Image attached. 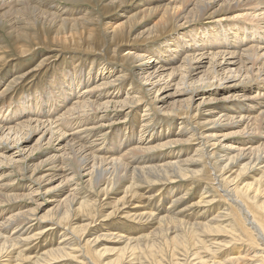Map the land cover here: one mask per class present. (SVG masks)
Listing matches in <instances>:
<instances>
[{
    "label": "bare ground",
    "instance_id": "obj_1",
    "mask_svg": "<svg viewBox=\"0 0 264 264\" xmlns=\"http://www.w3.org/2000/svg\"><path fill=\"white\" fill-rule=\"evenodd\" d=\"M24 1L26 6L24 10H26L25 12L27 13H24V15H26L21 19L30 23V25H33L32 18L42 17L49 20L51 23L47 26L49 34H41V37H39V33L35 34L38 35L39 40L46 47L55 45L56 47L59 46L62 51L63 49L97 51L103 44L107 43L110 49L109 55L114 58L116 48L120 44H123V42L127 43L136 40L142 43H147L160 36H166L161 44H156L158 50L151 51V55L154 57L150 62L148 60L150 58L147 59L148 56L145 55L147 52L146 49H143L142 52H128L127 54L121 55L120 58L122 64H125L127 61L132 63L136 59L140 61L144 60L142 62L143 64L139 65L138 69L134 72L137 78L147 85L145 91L151 95L153 94L152 97H149L151 102H149L150 105L152 106V102H154L153 105L160 111L166 110V106L164 105L165 98H162L164 96L159 97L158 94L161 90L167 87L169 84L168 81L172 82L177 79L174 82V93L177 94V97L176 99L174 98L172 102L173 111H176L177 116H179L178 119L184 118V120H181V122L178 123L179 127H176L165 135L169 140L166 141L163 146L166 144L172 145L173 143L180 141L182 137L187 136L188 133L184 129H181L183 127L186 129L188 121H190V125H193L196 128L197 124L199 126V110L203 109L202 107L207 101L202 96V92L198 90V87L202 88L203 84L209 79H212L213 81L216 80V82L212 83H225L226 86L223 84L225 87L218 89V92H220L219 96L221 98L227 100V107L223 109L219 108L218 110L214 109L215 111L206 109L208 112L206 125H210V128L212 129H210L209 132L201 130L198 136L201 137L202 141L205 140L209 146L213 147L214 144L217 142L221 143V139L231 134V132L224 131L233 128V126L241 127V132H246V135H254L250 139L244 138L245 140H243V146L241 147L233 149L231 146L233 144H230V148L224 150L223 153L218 156V160L215 162L213 161V164L209 162V168L213 169L215 176H217L216 178H220L219 182L224 189L219 188L221 185H218L216 186L218 189L217 191H219V193L220 191H223L222 195L226 197L233 206L232 211L236 215L238 226L242 227L245 232L243 236L246 234L245 238L248 236V240H250V237L253 238L252 229L256 230L257 233H255L264 238V76L258 80L260 72L264 71V46H262L264 44V0H223L218 3V5L215 4L218 0H160L148 1V3L142 4L141 6L138 4L140 2H137L136 7L139 6V10L135 9L136 11L133 13L131 12L130 14H126L125 11H122L121 14L122 16L124 15L123 17H125V19L119 20V22L114 25H112V23L110 29H106L104 36H102L101 33H98V31L88 27V24H90L89 22L96 19L89 16L88 13L71 12L69 16L63 17L61 13H64V11L60 12V10L53 9V7H51V9L49 8V10H45L39 7L42 5L32 6L29 4L30 0ZM66 1H86L90 3V0ZM126 1L127 0H116L114 5L119 8L122 7V4ZM16 7L15 0H0V23H4L3 26L10 33L16 31V28H14V24H16L15 21H22L18 20L20 19L18 18L20 16L18 14L20 13L21 7L19 9ZM103 8L108 10V5L104 4ZM231 10H235V15H233V17L243 16L246 20L252 22L257 21L258 23L255 25V29H252L251 31L249 30L250 27L231 29L229 24L237 25L240 22L223 24L220 20H217V22L214 23V29L211 31H208L209 28L203 29L189 25L192 24L191 22L201 19L204 14H207L208 18H213L217 13L221 14V12H224V15H228V11ZM155 15H157V19L152 25H150L151 27L147 31V35H135L134 39H132V33L135 31V26L137 28V25L140 24L139 22H141V20ZM175 19L178 22L177 25ZM41 27L42 26L39 28ZM39 28L38 31H40ZM256 32L257 35L254 34ZM68 33L70 34L69 38L66 37ZM35 34H31V32L25 33L24 31L22 37L25 39L28 38L27 40L33 39L35 41ZM78 36H82L83 39ZM14 42V47L20 56L30 51V49L26 50L28 46L25 44V48V45L20 42L18 36L14 37ZM35 44L38 46L41 43L35 41ZM111 45L113 46V49H111ZM205 57H208V65L206 69L202 71L199 78L195 79V75L193 74H195V70L200 68L199 65ZM46 59L47 58L41 61L39 60L40 62L37 66L44 65L43 63ZM196 59L199 61H196ZM195 62L198 63L196 64ZM59 65H61V63ZM77 66L78 64L70 68L68 71L58 70L57 74H55V72L51 73L50 78L48 79V90H38L37 87H35L32 93L29 92L30 94H28L25 99L22 98L19 100L12 108L10 106L11 103H7L6 101L8 97H4L5 87L2 89V92H0V104L4 106L7 104L4 107V110L8 109L7 111L10 112L7 115H12L9 118H7L8 116H4V118L2 117V125H0V145L2 142L9 143V140L13 142L12 144L18 143L19 141L21 142L24 137V140H31L35 133L40 134L36 138L35 144L29 148L28 154L22 156V159L20 158V151L19 153L13 150L6 151L9 152L8 155L6 152L1 151L0 166L2 164H10L24 170L25 166L21 167V161L26 163L28 160L29 163H32L31 165L28 164V171H30L29 178L35 180L38 189H27L28 192L23 195L27 199H33V193L38 192L43 188L41 187V184L44 181H50L53 177L58 175V185L56 187L45 188L44 190V194H46L52 190L51 188L55 187V189H57L55 195L57 198L54 202V205L56 206L55 211L50 209V211H48L46 215H42V217L58 216L59 222L65 225L70 222L73 216L80 218V214L82 213H84L87 218L93 217L94 204L84 200L79 201L75 196L74 187L77 186L78 178H80L81 181L85 177V180H83L85 186H88V188L92 190H99L102 195L107 197L106 199L108 203L111 204L112 210L105 217H111L119 213L128 214L132 211L128 210L129 206H126V204H132V200L141 195L136 193V188L139 187L141 183H146L150 186L157 181H171L177 175L179 177H184L186 174L192 172L189 166L192 162V159H190L191 157L185 160L174 159V157H163L159 160L156 158L157 161L147 159L134 162L124 161L123 153L125 151H132L137 154L138 152L143 153L144 149H147V145L154 139L153 133L145 137L138 133V135H135L134 139H132L131 135L134 134V131L126 132L127 128L124 127L123 129L110 134V143L107 144L106 147L103 148L99 145L98 148H95L94 143L99 139L96 138L102 130L96 129V125H88H94L98 122V110L101 108H108L111 104L116 106V108H118L117 106L124 107L128 104H133L134 101H140L145 98V96L139 93L138 96H130L128 94L123 98H120L121 95L117 96L118 93H116L110 94L109 96L107 95V100L98 103L101 96H94L93 90L101 85H107L111 83V81L114 82L119 78L123 79L127 73L125 71L117 72V76L111 79L104 77L105 74L102 72L95 74L88 70L84 74V72L80 71ZM15 71H19L20 74L23 73V71L16 68L14 70L13 68V75ZM197 73L198 71H196V74ZM252 78L256 79V82L258 80L260 86L247 87L241 83L245 80L246 82H252ZM10 79L11 77L9 80ZM12 79H14V77H12ZM227 82H229L228 85L226 84ZM93 97L94 99H92ZM155 100H158L160 106L157 107V102L155 103ZM59 106L62 107L64 111H62L63 114L61 113V115L57 117L59 127L58 130H55L54 123L50 122V119L47 121V119L57 113ZM104 110L102 111L101 109L103 113ZM90 111L96 113L95 118H90L92 120H89V116H87V113L89 114ZM14 114H17V116L14 117ZM71 121L75 123L73 124ZM57 122H55V125ZM192 122H194V124H192ZM5 125L8 126L5 127ZM180 125L184 126L182 127ZM202 126L204 127L203 123ZM167 130L168 127H166L165 132ZM191 130L194 131V129ZM68 131H71L70 138H68V135L66 134ZM218 132L219 134H216ZM106 135L107 133H102L103 140L101 145H103ZM189 136L194 137L195 134L192 132ZM190 139H192V137ZM215 140L216 142H214ZM228 143L229 142L227 141L223 142L224 146H227ZM161 145L162 144L159 143L158 145L156 144L155 147ZM205 145L203 144L202 147L199 148L198 156H205L204 158L208 159V152ZM45 146H52V148H49V151H46L42 157H38H44L42 160L32 159L33 157L29 160L33 152L37 150L42 152L41 149L42 147L45 148ZM153 147L151 146V148L149 147L147 150L150 151ZM22 151L24 150L22 149ZM194 152L197 154L196 151ZM193 154L194 153H192V155ZM211 156H214V150L211 151ZM44 163L45 165H43ZM44 166L49 167L48 169L42 170ZM51 170L52 175L49 177V175L47 176V172H51ZM53 173L55 174L53 175ZM171 191L172 188L169 192ZM0 192L3 193V191ZM6 194L7 195H0V201L2 199L6 201L13 198L16 199L19 196H22L15 192ZM109 194L115 195L109 197ZM199 196V198L203 197L202 195ZM167 199L166 202L172 204L171 207H164L162 210H160L158 206L156 209L152 208L156 212L154 216L152 213H140V211L137 215H134L138 217V221H147L153 218L155 225H157L153 231L149 232L148 230H141L142 233L140 231L137 236L130 234L131 230H128L125 236L124 234L121 236L120 232L114 235L102 234V238L98 236L95 240L97 241L98 238L104 240V246H102L100 250L96 249L97 254L91 252L96 264L121 263L126 255H133L134 253H137V250L154 256L157 252L155 249L158 248L162 242L171 248L176 245L187 246L190 242L193 243L196 240L197 234L201 229H206L209 232L220 231L219 228H221V226L219 225V227L218 224L213 225V222L211 221L212 218L209 220H200L201 217L198 216L200 219L194 217V219L191 220V217L189 218L187 216V220H185L184 216L182 217L181 212L176 210V202L174 200L170 202L169 198ZM201 200L203 201L204 199L197 200L198 203ZM180 214L181 217L178 216ZM216 214L218 213L216 212ZM219 218H221V215ZM16 220V215L12 214L0 223V253H7L4 251H9V244L12 245L14 237H17L22 233L21 231V233L18 234L15 230L16 227L12 228L15 226L14 224H17L18 222L20 223V221L23 222L22 218L21 220L19 218L18 222H16ZM74 222L72 230L82 232L84 230V225H78L76 221ZM187 222H189V224ZM76 223L78 226L75 225ZM135 225V223L131 222L128 226L135 229ZM11 228L16 231V233L13 231L8 233ZM21 228L23 229V227ZM222 228L224 229L223 226ZM23 233L25 232L23 231ZM241 237H239V239ZM19 238L20 236H18L17 239ZM157 238H162V242H157ZM258 243L260 244V242ZM248 244L250 245V242H248L247 245ZM17 245H19V243ZM55 245L58 246V244ZM60 245L61 244H59V246ZM253 246L257 247L255 244ZM260 248L261 254L258 259L254 256L253 259L256 260H251V258L246 256L247 259H250V262L254 261L252 264H264V251L262 247ZM15 251L16 250L14 249V252ZM110 251L113 252V256L110 257L111 261L104 263L100 260V257L106 254L105 252L112 253ZM253 252L255 253L254 250ZM256 252L258 253L259 250ZM47 253L48 256H55L58 254V250L53 249L52 246V248L48 249ZM21 255H19V258H21ZM24 255L25 254L22 256ZM40 255H42V253ZM242 256H245V254ZM234 257L227 258L226 264H243L245 261L244 260L240 263V260L236 257V259H234ZM8 260L9 258H7V261ZM218 261L220 262V260ZM218 263L216 262V264Z\"/></svg>",
    "mask_w": 264,
    "mask_h": 264
},
{
    "label": "rangeland",
    "instance_id": "obj_2",
    "mask_svg": "<svg viewBox=\"0 0 264 264\" xmlns=\"http://www.w3.org/2000/svg\"><path fill=\"white\" fill-rule=\"evenodd\" d=\"M101 1L90 0V3H88L86 1H76L75 2V1H66V0H30L29 4L32 6L42 5L39 7L45 10L46 9L49 10V8L51 9V7H53V9H58V11L60 10V12L64 11V13H61L63 17L69 16L71 12L72 13H88L89 16L96 18L94 21L89 22L90 24H88V27L98 31V33H101L102 36H104L106 33V29H110V25L112 23H113L112 25H114L117 22H119V20L125 19V17H123L124 15L122 16L121 14L122 11H125L126 14H130L131 12L133 13L134 11H136L135 9L139 10L138 7L141 6L142 4L148 3V1H160V0H141V1L127 0L124 4H122V7H119V8H117L114 5L116 0H101ZM222 1L223 0H218V2L215 4L218 5V3ZM137 2H140L138 3L140 4L138 7H136ZM15 3L17 6L16 8L19 9L21 7L20 13L18 14L20 15L18 18L20 19L18 20H22L21 18L26 15V14L24 15V13H27L25 12L26 10H24V8L26 7L24 4L25 1L15 0ZM104 4L108 5V10L103 8ZM234 13H235V10L228 11V15H224L225 13L221 12V14H218V13L216 14V16L218 17L214 16L213 18H208V15L204 14L201 19H197L191 22L192 24H189V25L196 26L197 28H203V29L209 28L208 31H211L214 29V23H216L217 20H220V22H222L223 24L240 22L237 25L229 24L231 29L239 28V27H244V28L250 27L249 28L250 31L252 29H255V25H257L258 23L257 21L252 22L250 20H246L244 19L243 16L233 17V15H235ZM156 19H157V15L141 20V22H139L140 24L137 25V28L135 26V31L132 33V39H134L135 35H138V36L145 35V34L147 35V31L151 27L150 25H152L156 21ZM31 20H32L33 25H30V23L23 21V20L15 21L16 24H14V28H16V31L13 32L14 35L13 33H10L8 30L5 29V27L3 26L4 23H0V92H2V89L5 87L4 97L10 98V99L7 98L8 100L6 99V101L7 103H11L10 104L11 108L15 104H17L19 100H21L22 98L25 99V97L28 94L32 93L35 87H37L38 90H48L47 89L49 86L48 79L50 78L51 73L55 72V74H57L58 70L68 71L70 68H72L76 64H78L77 68L80 71H83L84 74L88 70L91 73L94 72L95 74L102 72L105 74L104 77L111 78V79L117 76V72L125 71L127 75L123 79L119 78L115 80L114 82L111 81L112 84L109 83L107 85H101L100 87H97L96 89L93 90L94 96L95 95L101 96V98L98 100V103H102L104 100H107L106 99L107 95L109 96L110 94H116V93H118L117 96L121 95L120 98H123L125 95H128V94L130 96L131 95L138 96L139 93L143 94L145 98L141 99L142 101L141 100L134 101L133 104H128L124 107L117 106L118 108H116V106H113L111 104L108 108H101L102 111L105 109L104 113L101 111V109H99L98 114H97L98 122L95 123L94 125H91V124L88 125V126L96 125L95 126L96 129L102 130V132H100L98 137L96 138V139L99 138L98 140H96V143L98 145L94 143L95 148H98L99 145L102 146L103 148L106 147V145L110 143V140H109L110 134L120 129H123L124 127L127 128L126 132L134 131V134L131 135L132 139H134V136L135 135L137 136L138 133H140L144 137L149 136L153 133L154 139L149 143L150 145L149 144L147 145L148 146L147 149H149V147L151 148V146L153 147V145L155 147V145L156 144L158 145L159 143L162 144L161 146H157L155 148L153 147L152 149H150V151L147 149L146 150L144 149L143 153L138 152V154L133 153L132 151H125L123 153L124 161L134 162V161L146 160V159L157 161L163 157L164 158L174 157V159L185 160L191 157L190 159H192V162L190 163L189 166L192 172L186 174V176L184 177H181V176L179 177L177 175L171 181L160 180L150 186L147 185L146 183L144 184L141 183L139 187L136 188L137 190L136 193H138L139 195L141 194V195L135 198L134 200H132L133 202L132 204L134 206L129 203L126 204V206H129L128 210L130 211L132 210V211L128 214L119 213L111 217H105L112 210L111 204L108 203L106 199L107 197L102 195L99 192V190H92L88 188V186H85L83 182V180H85L84 179L85 177L81 181H80V178H78L77 186L74 187L75 196L77 199H79V201L84 200V201H88L94 204L93 217L87 218V216L84 215V213H82L80 214V218H76L75 216H73L70 222L67 225H65L59 222L58 216L42 217V215H46L48 211H50V209L55 211L56 206L54 205L55 204L54 202L57 198V196H55L57 193V189H55V187L58 185V182H59L58 175H56V177H53L50 181H46V182L44 181L41 184V187L43 188L40 191L33 193L32 195L33 199H27L25 196H23L26 192H28L27 189H34V188L38 189V185L35 182V180L34 179L31 180V178H29L30 171H28L29 170L28 164L31 165L32 163L31 162L29 163L28 160L26 163L21 161L20 165L21 167L25 166L24 170H21L17 166L14 167L13 165H10V164H2L0 166V191H3V193L0 192V195L2 194L7 195L6 193L11 194L15 192L16 194L22 195V196H19L16 199L13 198L7 201L2 199L1 200L2 202L0 201V223L7 217L11 216L12 214L16 215V218H17L16 222L19 221L18 220L19 218L20 220L22 218L23 222L22 221H20V223L18 222L19 223V224L17 223L18 225L14 224L15 226L12 228L16 227L15 230L17 231L18 234L21 233V231L22 233L23 231L25 233L23 234L21 233L18 235L20 236L19 238L20 240L17 239L18 236L14 237L13 239L14 241H12V245L9 244L10 246L8 247V249L11 253L7 249H6L7 251H4V252H7L8 254L7 253L4 254L3 252L0 253V264H2V262L3 264L4 263L6 264V262L7 264H96V261L92 255L97 254V250H100L102 246H104L103 245L104 240L100 239L102 238V234L103 235H110V234L114 235L120 232L121 236L123 234L125 236L127 234L126 232L128 230H131L130 234L137 236L141 230H148L149 232L153 231V229L157 226L155 225L154 223L155 221L153 218H151L152 220L149 219L147 221H138V217L134 215H137L140 211V213L141 212L152 213V215L154 216L156 212L153 209H156L157 206L160 210H162V208L164 207L165 208L171 207L172 204L166 202L168 200L167 198H169L170 202L173 200L176 202V210L181 212L182 217L184 216L185 220H187V216L189 218L191 217L190 218L191 220H193L194 217H196L197 219H200L199 217H201L200 220H203V219L209 220L212 218L211 221L213 222L212 223L213 225L218 224V226L219 225L221 226V228H219L220 231L209 232L206 229H201L199 230L196 240L193 243L190 242L187 246L176 245L172 248L164 244V242H162L161 240L162 238H157L159 241L158 240L156 241L157 242L161 241L162 244L159 245L158 248L155 249L157 252L154 254V256L148 253L145 254L143 251L137 250L136 251L137 253H134L133 255H129V254L126 255V257H124L121 263L118 262L119 264H206V263L216 264V262L217 263L219 262L218 260H220L218 264H226L227 258L228 259L233 258L234 256L236 257L237 255L238 256L236 258L240 260V263L245 260L243 264L244 263L252 264L254 261L250 262V259H247V257L251 258V260L258 259L261 254L260 247H262L264 251V242H263L264 238L256 234L257 233L256 230L251 229V231H253L254 237L253 238L250 237V240H248L249 237L247 236L246 237L247 240H246L245 238L246 234L243 236L245 232L242 229V227L238 226L236 215L232 211L233 206L231 205L230 201L222 195L223 191H220V193L219 191H217L218 189L216 188V186L221 185V183L219 182L220 178H216L217 176H215L213 169L209 168V162L213 164V161L215 162L216 160H218L219 159L218 156L221 155L224 150L229 149L230 144H233L231 145L233 149H235L236 147H241L243 146V140L250 139L254 135L252 134L246 135L245 134L246 132L244 133L241 132V127L233 126V128H230L224 131V132H231V134L221 139L220 141L221 143L217 142L216 144H214L213 147L209 146V144L206 143L205 140L202 141L201 137L198 136L201 130L202 131L206 130L207 132H209L210 129H212L210 128V125L208 126L206 125V118H207V113H208L206 109L215 111V110H218L219 108L223 109L227 107L226 105L227 100H224L223 98H221L219 96L220 92H218V89L226 86L225 83L221 82L219 84H216V83H212V82H216V80L213 81L212 79H209L203 84L202 88L198 87V90L202 92V96L207 101L206 104L202 107L203 109L199 110V116H198L199 117L198 120L200 123L199 126L197 124V128H196L193 125H190L191 124V123L189 124L190 121L187 122L188 129L187 127L185 129V127H183L184 125H180L183 127V128L181 127L182 128L181 130L184 129L188 133L187 136L182 137L180 141L175 142L172 145L166 144L163 146V144L169 140L165 135H167L169 131H172L176 127H179L178 123L181 122V120H184V118L178 119L179 116H177L176 111H173L174 109H173L172 102L174 98L176 99L177 97V94L174 93V82L177 79H175L172 82L168 81L169 84L167 85V87L161 90L160 93L158 94L159 97L164 96L162 98H165L164 105L166 106V110L160 111L153 105L154 102H152V106L150 105L151 102L149 100V97H152L153 94L151 95L150 93L145 91V88L147 87V85L143 83V81H140V79L137 78L134 72L138 69L139 65L143 64L142 62L144 60L140 61L136 59L132 63L127 61L125 64H122V62H120V58H121V55L127 54L128 52L130 53L140 52V51L142 52L143 49H146L147 52L145 55L148 56L147 59L150 58L148 59L150 62V60H152L154 57L153 55H151L152 54L151 51L158 50V48L156 47V44H161V42L165 39L166 36L165 37L164 35L160 36L159 38L153 39L147 43H142L136 40L130 41L127 43L123 42V44H120L116 48V54L114 58H112V56L109 55L110 49L107 43L103 44L97 51H84L83 50L84 52L82 50H69V49H66V50L63 49L62 51V49L59 46L56 47L55 45L46 47L39 40V37H41V34H44V35L49 34V29L47 26L51 24L50 21L42 17L32 18ZM177 23L178 22L176 21V25ZM40 26H42L43 29L42 27L39 28ZM38 28L40 29V31H38ZM24 31L25 33L31 32V34L39 33V37L38 35L35 34V37H36L35 41H39L41 44L36 46L35 41L33 39H31L32 41L29 39L31 41L30 42L29 40H27L28 38L27 39L23 38L22 34ZM41 31H44V32H41ZM254 34L257 35V32ZM17 36L20 39V42L28 46L26 48V45H25L26 50L30 49L28 53L23 54L21 56L19 55V53L16 51L14 47V44H15L14 37H17ZM69 36L70 34L68 33L66 37L69 38ZM78 37L83 39L82 36H78ZM262 46H264V44ZM111 49H113V46L111 47ZM45 58H47L43 63L45 66L44 65L37 66V64ZM207 60H208V57H205L202 63L199 65L200 68L198 70H195L194 72L195 74H193L195 75V79H198L202 71L206 69L208 65ZM196 61H199V60L196 59ZM60 63L61 65H59ZM12 67L14 68V70L16 68L18 70L23 71V73L20 74L19 71H15L14 73L15 76H14L12 72L13 70ZM196 71H198L197 74H196ZM263 76H264V71H261L258 80ZM10 77L11 79L12 77H14V79L9 80ZM258 80L256 82V79L252 78L251 80L252 82H246L245 80L244 82H241V83L247 87H256L257 85L260 86V83H258ZM226 84L228 85L229 82H227ZM92 99H94V97ZM156 102H157V107L160 106V104H158V100H155V103ZM0 105H1L0 106V110H1L0 111V125H2L1 121L4 118V116H8L7 118H9L12 115H7L10 112V111H7L8 109L4 110V107L7 104H5V106L2 104ZM62 111H64V109L59 106V108L57 109V113H55L53 116L47 119V121H49L50 119V122L54 123L53 125L55 126V130H58L59 126L57 122L58 121L57 117L61 115ZM14 115H15L14 117L17 116V114H14ZM87 116H89V120H92L90 118L91 117L95 118L96 113L90 111L89 114L87 113ZM55 122H57L56 125H55ZM201 122L204 124V127L202 126ZM71 123L74 124L75 122L71 121ZM192 124H194V122H192ZM6 126L8 125H5V127ZM166 127H168V130L165 132ZM191 129H194V131ZM103 132L107 133V135H106V139L103 142V145H101L102 140H103L102 139ZM192 132L195 134V136L194 137L191 136L192 139H190L191 137L189 135H191ZM70 133L71 131L66 132V134L68 135L66 136L68 138H70ZM216 134H219V132ZM39 135H40L39 133H35L33 136V139L31 140H24L25 139L24 137L21 140V142L19 141L18 143H15V144H12L13 142H11L10 140H9V143L2 142V144L0 145V152L1 151L6 152V151L13 150L19 153L20 151V158L22 159V156H26V154H28L29 148L33 146V144H35L36 138ZM224 141L229 142L227 146H224L223 144ZM214 142H216V140ZM203 144L204 145L206 144L205 146L208 152L207 154L208 159L204 158L205 156L204 157L198 156L199 148L202 147ZM52 146H49V147L45 146V148L42 147L41 149L42 152L39 150L33 152L31 154V157L30 158L28 157L29 160L32 157H33L32 159L42 160L44 157L43 158H38V157H42L46 151H49V148H52ZM22 149L24 151H22ZM212 150H214V156H211ZM194 151H196L197 154ZM192 153L194 154L192 155ZM6 154L8 155L9 152H6ZM43 165H45V163ZM48 167L49 166L47 167L44 166L42 170L48 169ZM54 174L55 173H53V175ZM48 175L49 177L52 175V170L51 172H47V176ZM53 186L55 187L51 188L52 190L49 193L44 194L45 188H50ZM171 188H172V191H171L172 193L169 192ZM219 188L224 189L222 185ZM114 195L115 194L113 195L109 194V197H112ZM199 195H202L203 196L202 198L204 200L203 201L201 200L198 203V201L202 199V198H199L200 197ZM216 212L218 214H216ZM181 214L178 216L181 217ZM219 214L221 215V218H219L220 216ZM215 215L217 218L215 217ZM74 221H76L78 225L80 224L84 225V230L82 232L72 230V226L75 223ZM226 221L227 222L229 221V222L227 223ZM131 222L136 224L134 226L136 230L128 226L131 224ZM77 223L75 225H77ZM187 223L189 224V222ZM20 226L23 227V229ZM222 226L224 227V229L222 228ZM232 226L235 228H233ZM12 228L9 230L8 233L12 231L16 233V231L12 230ZM98 236H100V238H98V240L96 241L95 239H97ZM239 237L241 238L239 239ZM247 241L250 242V245L249 244L247 245L248 243ZM251 242L253 245L255 244V246L257 247L260 246V247L258 248L254 247L251 244ZM258 242H260V244ZM18 243L19 245H17ZM226 243H228L229 245ZM13 244L15 245V247ZM55 244H58V246ZM59 244L61 245L59 246ZM18 246L20 249L18 248ZM52 246H53V249L58 250V254L55 256H50V255L48 256L47 251L48 249L52 248ZM114 246H117V245H114ZM14 249L16 250L15 252H14ZM18 250H21V251H18ZM253 250L255 251V253L253 252ZM258 250H259L258 252L259 256H258V253L256 252ZM242 251H244L245 253ZM91 252L93 254H91ZM41 253L42 255H40ZM105 253L106 254L100 257V260H102L104 263L111 261L110 257L113 256V252L112 253L105 252ZM21 254L22 255L25 254V255L22 256ZM244 254L245 256H242ZM19 255H21V258H19ZM254 256L256 257V259H253ZM217 257H218V260H217ZM235 257L234 259H236ZM244 257L246 258L243 259ZM7 258H9L8 261H7ZM22 260L23 261L25 260V261L23 262ZM202 261L205 263H203ZM118 263H114V264H118ZM108 264H111V263H108Z\"/></svg>",
    "mask_w": 264,
    "mask_h": 264
}]
</instances>
